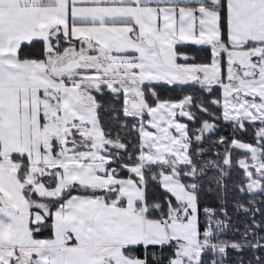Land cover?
Returning <instances> with one entry per match:
<instances>
[{
    "label": "snow or ice",
    "instance_id": "obj_1",
    "mask_svg": "<svg viewBox=\"0 0 264 264\" xmlns=\"http://www.w3.org/2000/svg\"><path fill=\"white\" fill-rule=\"evenodd\" d=\"M0 264H264V0H0Z\"/></svg>",
    "mask_w": 264,
    "mask_h": 264
},
{
    "label": "trees",
    "instance_id": "obj_2",
    "mask_svg": "<svg viewBox=\"0 0 264 264\" xmlns=\"http://www.w3.org/2000/svg\"><path fill=\"white\" fill-rule=\"evenodd\" d=\"M196 54H197V55H202V53H196ZM165 95L168 96V97H171V98L175 99V98H177V97H179V96L181 95V92H180L179 89H177L176 91H169V92H167ZM224 134H225V135L228 134V133H227V130H225ZM234 179H235V178H234ZM241 219L243 220L244 218L241 217Z\"/></svg>",
    "mask_w": 264,
    "mask_h": 264
}]
</instances>
